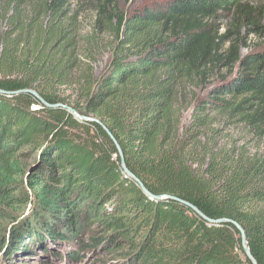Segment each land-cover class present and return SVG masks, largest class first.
Segmentation results:
<instances>
[{"label": "trees", "instance_id": "trees-1", "mask_svg": "<svg viewBox=\"0 0 264 264\" xmlns=\"http://www.w3.org/2000/svg\"><path fill=\"white\" fill-rule=\"evenodd\" d=\"M122 1L0 0V205L35 207L13 240L66 241L74 257L118 252L115 264H253L233 223L149 197L103 124L153 196L239 223L264 264V154L212 140L223 122L264 130V46L249 43L264 36V11L245 0H151L127 12ZM74 4L94 11L115 45L70 101L47 89L68 85L77 68L75 28L65 24ZM23 159L41 164L25 173ZM20 174L27 188L15 195Z\"/></svg>", "mask_w": 264, "mask_h": 264}, {"label": "rangeland", "instance_id": "rangeland-1", "mask_svg": "<svg viewBox=\"0 0 264 264\" xmlns=\"http://www.w3.org/2000/svg\"><path fill=\"white\" fill-rule=\"evenodd\" d=\"M150 1L123 0L121 8L124 11L130 12L135 8L145 7ZM244 2L253 6H259L264 11V0H245ZM96 19V13L86 6L77 4L72 6V11L65 21V24L67 25L68 22H71L75 28L76 42L73 56L76 58L75 63L77 68L64 75V81L69 82L68 85H55L56 87L48 88V92L57 93L70 101L76 100L79 89L78 79L82 76L83 72L93 68L95 75L99 76L106 69L113 56L115 40L112 35H100L97 32ZM228 22V16H223L219 21L222 27H224L223 29H225ZM249 43L252 46L260 45L259 48L263 47L264 36H252ZM248 51L244 49L242 55H245ZM54 83L56 84L55 79L52 80L51 84ZM191 113V111L185 113L183 121L185 124L189 123ZM222 120L223 118H219L218 123ZM215 129L221 130L219 136L217 135V138L212 139L214 142H219V145H224L228 148L245 146L251 156H261L264 154L263 129L262 131L245 124H236L235 121L220 123L216 125ZM211 134L209 133L208 137ZM21 163H23L25 173L38 169L41 164L34 162L33 159L29 161L25 160V162L23 159ZM23 177V174L17 177L15 186H17L18 190L15 192V195H18L22 190L25 191L27 188V181L24 178L23 183ZM13 204L17 207L15 202ZM34 212L35 207L33 204H28L25 208H9L5 205H0V264H115L116 257L120 255L118 252L112 254V252L84 250L81 254H77V257H74L71 255L72 245L66 241L56 242L48 239L46 242H38L37 240L30 239L28 242L26 237L24 240L28 243L29 252L22 250L21 253L13 255L12 258L7 256L8 248L14 251L18 247L17 241L11 238L13 228L24 226L27 220L31 219ZM85 239L88 240V236ZM27 243L25 248H27ZM74 250L78 251L76 248Z\"/></svg>", "mask_w": 264, "mask_h": 264}, {"label": "water", "instance_id": "water-1", "mask_svg": "<svg viewBox=\"0 0 264 264\" xmlns=\"http://www.w3.org/2000/svg\"><path fill=\"white\" fill-rule=\"evenodd\" d=\"M23 92H30V93H33L37 98H39L41 100V102L43 103V105L49 107V108H54V109H57V108H62V109H65L67 110L68 112H70L71 114L75 115L78 119L80 120H83V121H90V122H99L91 117H87V116H83L81 114H79L75 109H73L72 107H69L68 105H65L63 103H58V104H49L47 103L43 98L40 97V95L33 91V90H25ZM0 93H5L4 91H1L0 90ZM101 124V123H100ZM102 127L107 131L108 135L111 137V139L115 142L117 148H118V151H119V154H120V157H121V165H122V168L123 170L125 171V173L127 174L128 177H130L131 179H133L137 184L140 185L141 189L149 196L151 197L152 199H157V200H161V199H164V198H168V199H172V200H176V201H179V202H182L183 204L187 205L188 207H190L193 211H195L196 213H198L200 216H202L205 220L209 221L210 223L214 224V225H222L224 223H233L235 225V227L240 231L241 233V238H242V244H243V247H244V250L247 254V256L249 257V259L253 262V264H257L256 260L254 259V257L252 256L251 254V251L248 247V241H247V235H246V232L244 231V229L241 227V225L235 221H231V220H228V219H218V220H211L209 218H207L205 215H203L201 213V211L195 207L194 205L192 204H189L187 202H184L178 198H175V197H172V196H153L146 188L145 186L143 185V183L137 178L135 177V175L133 173H131V171H129V169L127 168V165H126V161H125V157H124V154H123V151L120 147V145L117 143V141L115 140V138L113 137V135L111 134V132L108 130V128L101 124ZM16 229H18L19 231H21V229L19 227H16ZM13 232L14 230L12 231L11 233V238H13ZM22 233H24V231H21ZM25 234V233H24ZM22 239V238H20ZM20 239H15L17 242L20 241ZM26 239L28 240V242L30 241L29 237L27 236ZM24 241V239H23ZM21 241V243L23 242ZM21 243H17V245L19 246V244ZM26 243L27 241L25 242L24 246L20 249H17V250H11L8 248V251H7V256L9 257H13V255H16L17 253H21L22 250H26L25 252H29V249L28 248H25L26 246ZM27 247H28V243H27ZM24 248V249H23Z\"/></svg>", "mask_w": 264, "mask_h": 264}]
</instances>
